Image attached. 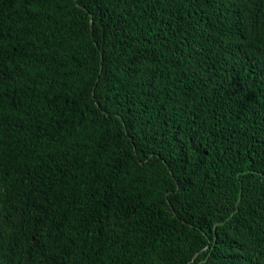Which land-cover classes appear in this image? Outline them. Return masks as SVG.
<instances>
[{
  "label": "trees",
  "instance_id": "obj_1",
  "mask_svg": "<svg viewBox=\"0 0 264 264\" xmlns=\"http://www.w3.org/2000/svg\"><path fill=\"white\" fill-rule=\"evenodd\" d=\"M0 264H264V0H0Z\"/></svg>",
  "mask_w": 264,
  "mask_h": 264
}]
</instances>
